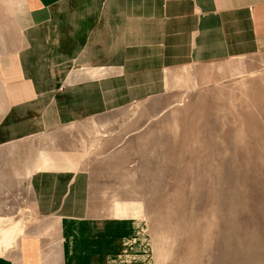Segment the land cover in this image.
<instances>
[{
    "label": "rangeland",
    "instance_id": "1",
    "mask_svg": "<svg viewBox=\"0 0 264 264\" xmlns=\"http://www.w3.org/2000/svg\"><path fill=\"white\" fill-rule=\"evenodd\" d=\"M25 5L0 0V259L60 264L74 211L137 223L105 264H264V53L129 64Z\"/></svg>",
    "mask_w": 264,
    "mask_h": 264
},
{
    "label": "crops",
    "instance_id": "2",
    "mask_svg": "<svg viewBox=\"0 0 264 264\" xmlns=\"http://www.w3.org/2000/svg\"><path fill=\"white\" fill-rule=\"evenodd\" d=\"M23 1L26 4L22 6L23 14L31 24L35 22L32 14L40 13L36 16L43 17L42 9L46 6L50 11L39 30L52 28L51 12L56 7L66 24L74 28L70 33L90 32L95 43L103 38L113 41L117 50L123 48L122 57L129 64L132 49L150 51L149 57L156 53V57L168 60L162 63L165 65L264 53V0ZM90 19V31H84L83 20L87 24ZM97 55V58L102 56L100 50ZM103 74L100 69H84L71 72L68 82L72 84ZM75 213L71 211V219L61 222L60 264H105L107 256L114 253L117 241L136 231V222L122 221L131 218L78 221L72 215ZM0 264L10 263L0 259Z\"/></svg>",
    "mask_w": 264,
    "mask_h": 264
}]
</instances>
